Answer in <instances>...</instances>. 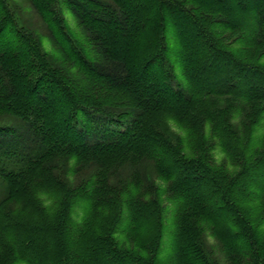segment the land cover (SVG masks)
<instances>
[{
  "label": "trees",
  "instance_id": "16d2710c",
  "mask_svg": "<svg viewBox=\"0 0 264 264\" xmlns=\"http://www.w3.org/2000/svg\"><path fill=\"white\" fill-rule=\"evenodd\" d=\"M22 1L0 0L5 251L30 264H264V0ZM27 8L43 32L24 22ZM81 114L110 139L90 144ZM171 117L187 138L169 132ZM147 161L176 205L165 260L159 189L136 173Z\"/></svg>",
  "mask_w": 264,
  "mask_h": 264
},
{
  "label": "rangeland",
  "instance_id": "374dc122",
  "mask_svg": "<svg viewBox=\"0 0 264 264\" xmlns=\"http://www.w3.org/2000/svg\"><path fill=\"white\" fill-rule=\"evenodd\" d=\"M20 1H21V3L22 2L24 3V1H22V0H20ZM20 6L22 7L23 5L20 4ZM62 9H63V14H64L63 18H64L66 25H67V30L70 32V34L77 36L78 40L81 43L85 44L84 40L82 38L84 33L82 32V30L77 25V23L74 19V16L71 14L72 12L68 11L65 8H62ZM21 16H22V19L24 20V22L27 23L28 27H30L31 29L43 32L42 31L43 30L42 24L37 20V16L33 12H30V10L28 8L26 10L21 11ZM175 31L176 30L173 29V27H171V26L167 29V34H166L167 43L170 47V53H171L169 60L174 65L173 72H175V74H176V78H177L176 81L180 82L182 85H185L183 77H181L182 73H183L182 72L183 71L182 66H180L178 59L176 57V52L178 51V46H177V43L175 41V39H176V36L174 35ZM218 31H220V30H217V32ZM44 33H46V32L44 31ZM130 36L131 35L129 34V37ZM134 45L135 44H132V41H131V46L129 45L130 49H128V54H130L132 56H134L138 52L137 49L139 48L138 45H135V46ZM42 46H43L44 50L51 51V52H53L54 47H55V46L53 47L51 45V42H49L47 38L43 39ZM263 60H264V58H263ZM226 71L228 72L229 70L226 69ZM161 83H162V79L158 80V82H156L154 86L159 87L161 85ZM159 115L166 116L165 113H160ZM81 117L85 123L89 122V123H91V126L93 125L94 122H92V119L89 117V115L81 114ZM166 123H167V126L169 128V132H171L174 136L179 137V138H187L188 132L186 131V129L183 128L181 125H179V123L175 122L172 117L169 118V120ZM115 125H116L117 129L121 128L120 125L119 126H118V124H115ZM123 127H125V126H123ZM206 134H209L208 130H206ZM106 139H110V137L103 130H99V129L95 130L94 127L92 126V129H91L90 133L88 134V140H87V141H89L90 144L94 143L96 141H100V140L102 141V140H106ZM214 157H215V161L218 164L220 162H223L224 160L227 161V158L225 157V155L221 154L220 149H217L215 151ZM150 163L151 162L147 161V162H143V163L139 164L138 171L136 173L139 174L140 176H145L148 178L153 177L154 188L157 187V189H159L160 200L162 201L163 206H164V220H163L164 225H163V233H162L161 240H160L159 254L158 255H159L160 260H165V258L170 254L171 249L173 247L174 236H175L174 215H175L176 205L172 201L167 199L166 192H165L167 190L166 189V183L164 181H161L158 176L156 177L154 167ZM130 170H131L130 168H126V170L124 171L125 176H128L130 174V172H129ZM41 199L44 203L45 208L52 206L53 203H52L49 195L42 194ZM16 206H18V204H16ZM25 207H30V206H25ZM25 207L23 208L22 205H19L18 208H23V210H25ZM28 209L29 210L26 211L27 214H29L31 212V209L30 208H28ZM83 212H84V205L75 206L71 212L72 220L76 221L78 223L79 219L82 217ZM24 233H27L28 235H30L31 230L25 231ZM0 234H2L1 231H0ZM0 239H1V235H0ZM207 243L209 244V246L211 248H213L214 252L217 254V256L220 260L221 256H220V253L218 252V247L216 246L214 239L209 237L207 239ZM8 244H7V250L5 251L6 246L4 244V238H2V240L0 242V264H30L28 262V261H30V258L28 261L25 260L26 258H28V256H27L28 253H22L21 256H14L13 248H11V250H10L9 247H11V246H8ZM35 244L36 243L33 241L32 243L29 244V246H27V248L28 249L34 248ZM10 253H11V256H10Z\"/></svg>",
  "mask_w": 264,
  "mask_h": 264
}]
</instances>
